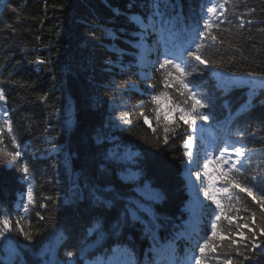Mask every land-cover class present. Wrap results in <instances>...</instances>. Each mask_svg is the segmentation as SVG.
I'll return each instance as SVG.
<instances>
[{"label": "trees", "instance_id": "16d2710c", "mask_svg": "<svg viewBox=\"0 0 264 264\" xmlns=\"http://www.w3.org/2000/svg\"><path fill=\"white\" fill-rule=\"evenodd\" d=\"M152 3L0 0V89L7 101L6 105L0 101V216L7 215L13 226L25 217L21 224L33 235L27 241L22 235L9 234L17 249L16 264H44L45 248L55 242L60 263L67 262L66 252L72 251L75 264H98L120 248L131 254L134 264H166L158 240L173 246L177 260L183 262L195 252L196 211L203 220L200 235L210 233L215 205L208 199L205 206L196 205L188 178L189 158L183 155L182 137L192 134L191 129L173 113L169 125L174 127L178 121L181 127L174 136L168 133L165 144L162 123L157 126L153 112L152 96L163 90V70L157 59L163 60L165 46L156 45L150 53L153 65L145 79L142 53L133 46L138 39L133 33L139 29L128 17L151 15ZM160 3L166 18L179 14L177 28L184 31L168 45L178 51L190 41L207 0ZM226 15L231 23L213 29L225 41L210 52L212 60L222 63L215 69L239 75L264 73V0H239L235 8L227 7ZM239 16L245 20L242 29L237 27ZM158 38L155 32L147 35L151 44ZM189 79L195 82L190 87L208 103L203 111L211 117L197 121L204 140H197L196 133L193 139L200 148L204 187V153L224 140L239 141L254 150L249 153L247 175L264 172V88L254 95L247 92L248 86L226 91L210 68ZM168 92L169 103L181 100L172 87ZM249 99L252 107L240 110ZM116 105L129 115L127 128L114 127ZM5 112L21 145L20 158L14 155L17 149L8 136ZM144 116L152 127L144 123ZM210 134L216 138L209 143ZM122 149L132 154L129 159L113 154ZM24 162L32 175L33 205L27 201ZM130 172L136 174L132 179ZM247 199L255 207L251 197ZM21 205L28 206L27 214ZM130 210H135L138 220L132 219ZM1 243L0 262L7 264ZM155 250H161V255ZM252 255L251 264H264L259 249Z\"/></svg>", "mask_w": 264, "mask_h": 264}, {"label": "snow or ice", "instance_id": "6c2138e0", "mask_svg": "<svg viewBox=\"0 0 264 264\" xmlns=\"http://www.w3.org/2000/svg\"><path fill=\"white\" fill-rule=\"evenodd\" d=\"M239 0H207L204 6V14L198 25L191 29V39L187 46L182 47L176 51L168 47L170 43H174L175 39L183 29L177 28L179 21V14L175 17L166 18L165 13L161 11L160 0H153L152 12L149 16L132 15L128 17V22L136 26L139 31L133 33L138 39L133 43L134 47H139L150 32L158 34L159 39L157 45L163 44L165 51L163 53V60L159 63L162 72L161 84L163 90L158 94L152 96V102L155 105L153 112L157 126H163V143L167 144L169 141V132L173 136L176 129L181 125L178 121H183L188 128L191 129L192 134L182 137V147L184 148L183 155L188 157L189 165L200 166L201 160L197 154L193 156L191 149L192 141L195 138L194 134L197 131V121H209L210 114L203 111L209 105L204 101V98L190 85L195 82L189 77L194 74H202L204 69L219 68L222 66L220 61H215L210 58V52L215 49L218 43L223 45L224 39L218 33H214L213 29H219L221 24L225 22L231 23L226 15L227 7L231 5L236 7ZM246 2V0H244ZM168 4H165L167 7ZM175 9L176 5H171ZM15 11V9H13ZM251 11H254L252 9ZM119 14V10H116ZM233 15H236L233 12ZM223 17V19H221ZM239 19L238 28L245 27V20L242 16ZM253 21L247 20V24L251 25ZM154 49L149 48L141 60L146 59V55ZM240 51V49H236ZM200 65L204 69H200ZM249 79L242 81L246 83L253 92L256 87L264 88V73H255L248 71L244 74ZM172 87L176 93L179 94L181 100L179 102H171L168 89ZM225 90H228V85H225ZM0 101L6 105L4 90L0 89ZM165 102V107H161V102ZM252 107V99H249L245 104L241 105L240 110L246 111ZM173 113H178V121L174 122L175 126L171 127L168 123L169 116ZM163 117V122L161 121ZM119 119L122 123L128 125L131 123L128 115L122 114ZM4 123L7 127L8 136L11 138V143L17 149L15 157H22L20 151L21 145L17 141L16 136L12 131V121L7 118V113H4ZM144 123L152 127L148 116H144ZM153 133L157 129L152 128ZM202 132L203 129L201 128ZM240 140L244 139L242 133H237ZM203 139V137H201ZM254 151L247 148L246 145L239 141L229 144L223 143L219 150L212 148L206 150L203 157L204 176L207 178V187H204V181L201 182V190L206 199L210 200L215 209L212 210L214 219L210 220V233L205 232L203 236L200 235L198 228V220L193 226L192 231L195 233V252L193 255L186 257L182 264H251L254 259L252 255L256 249L260 250V254L264 255V172H258L251 176L247 175L249 171L250 156L249 153ZM213 152H217L214 156ZM21 171L23 172V179L28 181L27 184V201L28 205L35 203V197L32 186L31 171L26 162L22 163ZM197 179H200L199 171L196 172ZM215 178L221 181L220 186H217ZM246 193V196H242ZM247 197H251L252 203L255 207L250 206ZM110 205V201H102ZM24 213L27 214L29 208L27 205H21ZM45 205H41L44 207ZM132 219L138 220L139 216L135 210H130L128 213ZM39 215V213H37ZM25 217H20L15 222L8 218L7 215L0 216V240L11 243V235H22L27 241L33 239L31 232L26 231L21 224V220ZM40 219H43L41 216ZM235 221H240L235 223ZM119 227V225H117ZM247 229V232H245ZM222 237L223 239H219ZM191 238V237H189ZM239 238V239H238ZM14 251V250H13ZM157 255H161V250H155ZM48 252L52 258L46 260L44 264H60L55 259V252L49 249ZM198 253V254H197ZM75 255L72 251H67L66 256L71 258ZM3 264V262H0ZM7 264H12L11 258ZM75 264V261H73ZM100 264H134L131 254L126 249L115 248L113 255L100 262ZM166 264H176L174 258L169 256L166 259Z\"/></svg>", "mask_w": 264, "mask_h": 264}, {"label": "rangeland", "instance_id": "374dc122", "mask_svg": "<svg viewBox=\"0 0 264 264\" xmlns=\"http://www.w3.org/2000/svg\"><path fill=\"white\" fill-rule=\"evenodd\" d=\"M147 35L144 38V40L142 41L141 45L139 46L140 51L142 52V55H144V53L146 52L147 49L152 48L151 44L147 40ZM150 53H148L146 55V58L149 56ZM144 60H145V62L147 61L146 59H144ZM150 68H151V63L149 61H147V63L145 64V69H147V72L149 71ZM210 70L217 77L219 83L224 88H225V85H228V90L233 88V87H235V86H248L246 83H242V81H246V80L249 79L244 74L243 75L231 74V73H228V72H226L224 70H218V69H212V68H210ZM146 73L144 74L145 76H146ZM147 75H149V72H148ZM259 89H260V87H256L255 91L253 92V90L248 86L247 92H249L251 95H254L255 93L258 92ZM114 110H115L114 116L118 120V123L114 127L118 128V129L127 128V126L129 124L126 125V124L122 123L121 120L119 119V117L122 114L126 113L128 115L127 111L121 105H116V108ZM1 117H3V113L0 111V118ZM128 119H130L129 115H128ZM196 136H197V140H203L204 139L200 129H197ZM201 137H203V139H201ZM233 142H236V141H229L228 143L231 144ZM191 149H192L194 157L197 154L199 155L200 148H199V145H198V143L196 141H192ZM118 153H121V156H120L121 160H124L126 158L129 159L131 157V155H132L129 151H127L125 149H122L121 151H116V150L113 151V154H118ZM199 169H200V166L197 167L194 164L193 165H189L188 178L190 180V183H191V186H192L193 190L196 193L197 204H199L201 207H203V206L206 205V198L204 197L203 191L201 190V176H200V179H197V176H196V172L197 171H199V173H200ZM135 175L136 174L134 172H130L129 177L132 179V176H135ZM127 176H126V178H127ZM151 193L153 194V191H151ZM196 214H197V219H198V228H200V224L199 223H201L203 221L202 220V216H201L200 211H197ZM1 242H2L1 246H2V249H3L2 255H3V258L5 259V261L7 262L9 260V258H11L12 264H16V262L18 261V259H17V249L14 246L12 240H11V243H7L4 240H1ZM57 248H58V243L57 242L46 246L45 253H44V255L47 256L46 260H49V259L52 258L51 254L48 252L49 249H53L54 250L55 259H56ZM173 251H174V247L171 246V249L168 251L167 254L163 255V258L167 259L169 256H172L174 258L176 264H182V262L177 261V258L173 254ZM73 261H74V259L69 258L67 262H65V263L62 262L60 264H73ZM102 261H104V260H102ZM102 261H100V262H102ZM98 264H100V263H98Z\"/></svg>", "mask_w": 264, "mask_h": 264}]
</instances>
